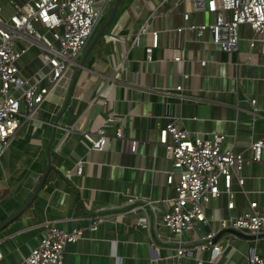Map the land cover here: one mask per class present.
<instances>
[{
	"label": "crops",
	"instance_id": "0c3cea01",
	"mask_svg": "<svg viewBox=\"0 0 264 264\" xmlns=\"http://www.w3.org/2000/svg\"><path fill=\"white\" fill-rule=\"evenodd\" d=\"M115 1L105 4L98 23ZM185 11L188 23L212 20L188 0H119L87 54L98 23L65 78L34 117L22 122L0 158V226L12 216L0 229V264H25L44 235L45 222L64 230L84 228L64 248L67 264H164L173 250L172 243L159 240L170 236L162 216L175 190L166 181L171 158L159 143V129L173 118L191 134L224 135L223 146L246 157L250 144L264 139V30L257 34L242 25L237 48L222 50L209 32L198 39L187 28L175 31L185 26ZM145 22L140 44L132 46ZM151 30L159 31V45L148 62L144 49ZM178 52L183 60L174 61ZM36 54L32 48L18 61L24 75L39 66ZM180 84L183 92L175 90ZM110 114L116 120L106 127L103 149L90 148L82 131L94 133ZM241 172L243 185L232 181V208L228 194L221 193L204 207L206 223L182 235L189 245L215 232L213 242L223 244L222 253L210 261L208 251L200 252L203 264H249L251 249L264 259V235L247 239L227 232L216 239L223 222L249 211L251 202L264 214V150L260 161L249 162ZM124 210L130 211L119 214ZM146 212L151 224L142 225L139 218ZM97 213L112 214L111 220L91 230L87 226ZM194 257L196 252L181 262L194 264Z\"/></svg>",
	"mask_w": 264,
	"mask_h": 264
},
{
	"label": "built area",
	"instance_id": "2783aa9c",
	"mask_svg": "<svg viewBox=\"0 0 264 264\" xmlns=\"http://www.w3.org/2000/svg\"><path fill=\"white\" fill-rule=\"evenodd\" d=\"M109 0H8L10 13L4 14L5 1L0 0V158L16 137L23 121L32 119L47 100L52 90L65 78L75 64V59L85 46L98 23L105 4ZM196 11H205L212 20L199 24L188 23L189 12L183 13L185 26L176 28L181 32L187 28L200 39L209 32L210 41L222 50H234L241 39L240 26L248 25L254 33L264 30V0H188ZM185 2V0H184ZM145 22L131 40L132 46L140 44V36L147 30ZM151 43L145 47L146 61H151L152 50L159 45V31L151 30ZM111 40H114L111 38ZM264 43V41H263ZM250 40V46H254ZM37 50L39 66L24 75L18 61L30 49ZM174 61L183 60L179 52ZM206 60H201L204 65ZM187 74L183 75L186 78ZM176 91L183 92L177 85ZM160 91H162L160 89ZM255 100H251L254 104ZM115 115H108L96 131H82L83 138L93 149H103L106 142V127L115 122ZM115 135L122 136L119 129ZM224 135L198 136L180 126L170 118L159 129V143L171 158V170L166 181L175 190V197L169 209L162 216L163 225L170 231L169 238H160L163 243H172L173 253L164 264H182L184 257H194V264H203L198 257L203 251L209 252L213 261L222 253L223 244L213 242L214 231L204 233L194 244L182 239L185 232L193 233L206 223L204 207L221 193L230 197L228 207L233 206L232 181L240 186L244 183L241 174L249 162L261 160L264 139L250 144V156L236 152L232 147L223 146ZM137 148L132 141L131 151ZM81 173L82 162L76 164ZM144 206V205H142ZM256 202L250 203V210L224 221L225 228L258 235L264 234V214L256 209ZM124 210L119 214H126ZM112 214H94L88 228L96 229ZM142 225L151 224V215L146 212L139 218ZM223 227V228H224ZM84 228L64 230L45 222L44 235L38 245L29 250L25 264H67L63 259L66 244L77 241ZM249 264H264V259L253 249L248 254Z\"/></svg>",
	"mask_w": 264,
	"mask_h": 264
},
{
	"label": "water",
	"instance_id": "95a60500",
	"mask_svg": "<svg viewBox=\"0 0 264 264\" xmlns=\"http://www.w3.org/2000/svg\"><path fill=\"white\" fill-rule=\"evenodd\" d=\"M118 1H119V0H116V1H115L114 6H113V8L111 9V11L109 12V14L107 15L105 21L103 22V24L99 27V29L96 31V33H95L94 36L92 37L91 41L89 42V44H88V46H87V48H86V50H85V52H84V55L87 54V52L89 51V49L91 48V46H92V45L94 44V42L96 41V39H97V37L99 36V34L103 31V29L105 28V26L107 25V23L110 21L111 17H112L113 14H114V11H115V8H116V5H117ZM42 180H43V177L41 178L39 184H41ZM39 187H40L39 185L36 187V189L34 190V193L31 195L30 198H32V197L35 195V193L37 192V190H38ZM29 201H30V200H28V202H29ZM28 202H27V203H28ZM11 217H12V216H11ZM11 217L8 218V220H6V221L0 226V229H2L3 226H4L6 223L10 222ZM227 232H228V233H232V234H234V235L242 236V237L247 238V239H254V238H256V237H259V236H263V235H264V234H258V235L244 234V233H242V232H240V231H238V230H235V229H233V228H223V229H221V230L216 234V239H218L221 235H223L224 233H227Z\"/></svg>",
	"mask_w": 264,
	"mask_h": 264
},
{
	"label": "rangeland",
	"instance_id": "374dc122",
	"mask_svg": "<svg viewBox=\"0 0 264 264\" xmlns=\"http://www.w3.org/2000/svg\"><path fill=\"white\" fill-rule=\"evenodd\" d=\"M108 5H109V4H108ZM108 5H106V7H105V9H104V12H103V14H102V15H104V14H105V12H106V10H107V6H108ZM99 24H102V23H101V22H100V23H98V25H97L96 29H97V28H99V26H101V25H99ZM94 28H95V27H94Z\"/></svg>",
	"mask_w": 264,
	"mask_h": 264
},
{
	"label": "trees",
	"instance_id": "16d2710c",
	"mask_svg": "<svg viewBox=\"0 0 264 264\" xmlns=\"http://www.w3.org/2000/svg\"><path fill=\"white\" fill-rule=\"evenodd\" d=\"M101 23H102V21H101ZM99 25H101V24H99Z\"/></svg>",
	"mask_w": 264,
	"mask_h": 264
}]
</instances>
